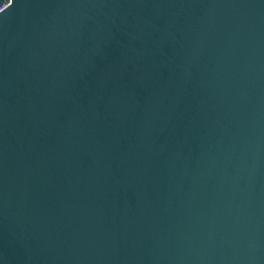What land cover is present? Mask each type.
<instances>
[{
    "label": "water",
    "instance_id": "1",
    "mask_svg": "<svg viewBox=\"0 0 264 264\" xmlns=\"http://www.w3.org/2000/svg\"><path fill=\"white\" fill-rule=\"evenodd\" d=\"M0 264H264V0H0Z\"/></svg>",
    "mask_w": 264,
    "mask_h": 264
},
{
    "label": "built area",
    "instance_id": "2",
    "mask_svg": "<svg viewBox=\"0 0 264 264\" xmlns=\"http://www.w3.org/2000/svg\"><path fill=\"white\" fill-rule=\"evenodd\" d=\"M7 6H3L2 8H0V12H2L4 9H6Z\"/></svg>",
    "mask_w": 264,
    "mask_h": 264
}]
</instances>
